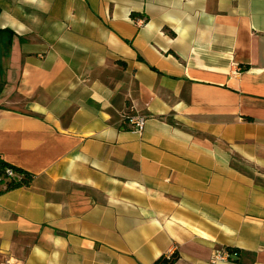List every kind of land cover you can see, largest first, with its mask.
<instances>
[{
  "label": "crops",
  "instance_id": "crops-1",
  "mask_svg": "<svg viewBox=\"0 0 264 264\" xmlns=\"http://www.w3.org/2000/svg\"><path fill=\"white\" fill-rule=\"evenodd\" d=\"M0 28V155L34 175L0 264H264V0H0Z\"/></svg>",
  "mask_w": 264,
  "mask_h": 264
},
{
  "label": "trees",
  "instance_id": "trees-1",
  "mask_svg": "<svg viewBox=\"0 0 264 264\" xmlns=\"http://www.w3.org/2000/svg\"><path fill=\"white\" fill-rule=\"evenodd\" d=\"M132 15H136V13H132ZM2 29L0 28V32ZM122 128H128L127 123L123 121ZM8 171L11 174H8ZM34 175L27 170L13 165L2 158L0 155V194L12 190L15 188H19L22 186H28L31 184ZM230 252L234 253L235 256H238L239 250L237 248L227 247ZM179 254L177 251H174L170 255H160L152 264H173Z\"/></svg>",
  "mask_w": 264,
  "mask_h": 264
},
{
  "label": "built area",
  "instance_id": "built-area-1",
  "mask_svg": "<svg viewBox=\"0 0 264 264\" xmlns=\"http://www.w3.org/2000/svg\"><path fill=\"white\" fill-rule=\"evenodd\" d=\"M124 116V122L127 123V126L129 129L137 132V133H141L144 127V123H145V117L143 115L140 114H132V113H123ZM8 174H11L10 171H8ZM235 254L230 252L228 249L225 248H217L214 249L213 251V255H212V262H216V261H229L231 259L232 256H234ZM5 264H22L16 260H12L7 259L5 261Z\"/></svg>",
  "mask_w": 264,
  "mask_h": 264
}]
</instances>
